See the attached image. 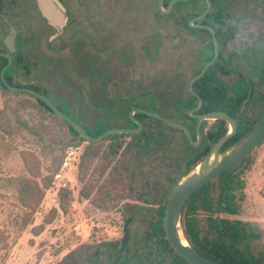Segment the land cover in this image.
Masks as SVG:
<instances>
[{
  "label": "rangeland",
  "instance_id": "rangeland-1",
  "mask_svg": "<svg viewBox=\"0 0 264 264\" xmlns=\"http://www.w3.org/2000/svg\"><path fill=\"white\" fill-rule=\"evenodd\" d=\"M77 1L74 3L81 13L83 0L79 5ZM146 1L89 0V16L98 28L101 19L114 25L133 18L124 10L132 8L137 14L134 22L140 45L145 42L143 36L147 30V15L143 9ZM154 11V55L159 51L154 63V85L144 82L136 88L129 83L126 88V84L119 82L120 78L117 80L122 71L128 70L133 80L146 76L140 47L136 55L139 63L134 66L133 62L127 67L111 62L103 76L91 75L93 83L75 84L72 88L57 85L53 80L50 51L43 52L41 47L43 39L23 46L22 54L26 57L22 60L26 61L28 69L22 65L15 69L19 79L26 74L29 81L38 85L39 91L88 132H94L95 128L106 130L132 125L125 116L129 105L125 100L115 99L120 96L131 99L148 89L160 97L164 94L163 71H166L167 61L163 55L170 49L164 36L167 16L157 12L156 0ZM170 24L173 25L171 21ZM94 67L98 68L97 61ZM158 105L161 110L165 109L161 100ZM140 107L150 109L151 105ZM2 109L5 113H0H4V119L17 115L27 118L32 127L30 131L16 129L6 120L0 124V264H60L70 251L73 258L86 255L100 241H119L124 220L130 215L128 243L132 235L139 237L143 228L138 213L131 215L130 208L140 204L148 212L153 211L157 206V201L153 200L158 198L160 188L166 189L169 185L165 182L166 176H182L180 169L185 165L187 147L175 134L171 139L173 146L168 149L161 146L160 152L150 148L141 153L129 133L108 135L96 142L82 140L60 117L25 92L14 94L0 90ZM254 112L255 109L251 114ZM128 116L131 117L129 113ZM143 126L156 128L149 120ZM178 141L176 148L174 145ZM69 145L79 146L76 159L63 171V178H55L60 156ZM249 154L250 162L241 173L243 187L237 191L242 197L239 212L220 215L250 221L257 226L260 236L252 241L251 248L258 253L264 250V139ZM175 161L179 162L177 167L173 165Z\"/></svg>",
  "mask_w": 264,
  "mask_h": 264
},
{
  "label": "flooded vegetation",
  "instance_id": "flooded-vegetation-1",
  "mask_svg": "<svg viewBox=\"0 0 264 264\" xmlns=\"http://www.w3.org/2000/svg\"><path fill=\"white\" fill-rule=\"evenodd\" d=\"M40 1L48 6L46 10L53 15L52 21L45 16ZM55 1L57 4L52 0H0V55L3 57L7 51L3 40L9 30L8 23L15 28V50L10 53V64L18 57V64L28 69L26 61L22 60L26 57L22 54V48L27 43L41 42L43 39V52L50 51L51 54L54 83L72 88L75 84L93 83V80L90 81L91 75L103 76L108 63L116 62L122 67L129 66V62H133V66L138 64L136 55L140 47L146 63V70H143L146 76L133 80L132 72L128 70L122 71L117 80L120 78L122 81L119 82L126 84V88L129 83L136 88L144 82L154 85V63L159 53L157 51V55H154V0H147L143 5L147 15V30L143 36L145 42L140 45L137 41V25L134 22L137 14L133 13L132 8L124 10L133 18L116 22L114 25L108 24L106 19H101L99 27L96 28L89 16V0L82 1L81 13L74 0ZM80 1H77V5ZM172 6L167 12H163L167 15L164 36L170 45V49H166L163 55L167 61L164 67L166 71H163V97L148 89L136 93L131 99L120 96L115 100H125L127 106L129 105L125 116L127 121L130 120L134 125L128 127L137 126L128 116V113L131 116V110L132 116L141 122L142 128L146 120L156 127L151 129L161 135L157 151L160 152L161 146H167V149L173 146L171 139L174 134L180 137L181 143L184 142L187 147L185 165L180 169L182 175L186 168L193 166L194 160L198 159L199 162L209 151L219 138L214 137L220 126H225V133L231 130L230 124L224 119L201 118L198 133V114L223 110L235 119V131L230 137L236 133H240V136L226 146L229 137L222 144L220 151L241 138L259 115L264 99V0H179L177 18L169 16ZM216 46V58L192 81L203 66L212 60ZM96 61L97 69L94 67ZM5 70L3 78L11 84L5 77ZM7 76L14 83L11 85L32 84L36 88L38 86L29 81L26 74H23V79H19L16 70ZM4 86L6 87L0 76V88ZM105 100L108 101L106 98ZM160 100L165 107L163 110L158 108ZM138 104L151 105V108L146 110H154L171 121L181 123L186 129L135 110L142 108L137 106ZM253 109L255 112L251 114ZM138 113L145 116L140 120L136 116ZM96 129L99 128L94 131ZM174 146L178 148L179 141ZM178 164V161L173 162L174 167ZM178 177L168 174L165 182L174 184Z\"/></svg>",
  "mask_w": 264,
  "mask_h": 264
},
{
  "label": "trees",
  "instance_id": "trees-1",
  "mask_svg": "<svg viewBox=\"0 0 264 264\" xmlns=\"http://www.w3.org/2000/svg\"><path fill=\"white\" fill-rule=\"evenodd\" d=\"M168 2L169 0H163L164 8H167ZM178 3L179 0L175 1L172 6V10L169 14L172 18L178 17ZM157 12L161 13L158 6ZM6 61L7 59L0 55V68ZM17 61L18 57L13 59L4 73L5 77H7V81L11 84L14 83L7 75L20 66ZM25 85L38 90L32 84ZM0 90L10 91L14 94L23 93V91H11L5 86L0 88ZM41 93L45 94L44 92ZM26 94L30 95L28 93ZM35 100L43 106V108L53 113L43 101L38 98H35ZM1 111L5 113L3 109L0 110V112ZM4 113H0L1 125L3 121L6 120L5 122L13 123L16 129L24 128L28 131L31 130L32 124L27 118H21L15 115V118L10 116L4 119ZM6 114L8 116L9 112L6 111ZM136 116L141 120L145 115L143 113H138ZM13 119H15V121ZM154 120L162 123V121L158 119ZM219 121L223 122V120ZM66 124L68 128L77 135V132L68 123ZM132 124L134 125V123ZM103 130L104 129H96L94 132L89 133L95 136ZM225 131V126H220L214 138L220 137ZM129 135L133 137L138 152L141 153H145L148 150L150 151V148L151 150L157 149L161 143V135H159L156 130H152L151 128L147 129L145 126H143L139 133H129ZM239 136L240 133H236L230 137L226 141V146L231 144ZM78 137L84 140L82 137ZM107 137L109 136L103 137L102 139ZM62 156L63 153L60 156V162ZM250 159L251 154L221 171L198 187L187 198L182 210L181 225L187 241L201 253L223 264H264V250L254 253L251 248L252 241L260 236L258 227L253 225L250 221L220 215L221 213L235 214L239 212V199L242 197L241 195H237V191L241 190L243 187L241 173L248 166ZM197 160L198 159L194 160L192 162L193 166L190 165L191 167L189 166L186 168L183 174L194 167L198 163ZM172 185V183L169 184L166 189L164 187L160 188L158 198L153 200L157 201V206L153 211L148 212L146 208L140 204H136L130 208L129 212L131 215L138 213V217L143 222V228L140 230V236L138 237L136 234L132 235L127 245L122 249L120 248V240H104L97 243L94 249L86 255L73 258V252H68L62 258L60 264H192L179 255L165 237L163 216L167 197ZM129 216L130 215L127 217ZM102 247H105V250Z\"/></svg>",
  "mask_w": 264,
  "mask_h": 264
},
{
  "label": "water",
  "instance_id": "water-1",
  "mask_svg": "<svg viewBox=\"0 0 264 264\" xmlns=\"http://www.w3.org/2000/svg\"><path fill=\"white\" fill-rule=\"evenodd\" d=\"M53 3L57 4L55 0H52ZM178 0H169L168 7L163 8V0H157L158 8L162 12H167L172 4ZM40 5L44 10L45 16L52 21L53 15L47 12L46 8L48 7L43 1H40ZM3 18L7 20L6 16L3 15ZM9 30L4 37L3 44L5 45L7 51L4 53L7 58V62L2 66L0 70V76L3 83L9 90L12 91H23L28 93L35 98L40 99L43 103L48 106L52 112L63 119L66 123H68L77 134L82 137L86 141H97L105 136L118 134V133H138L141 128V122L132 116V110L130 111L131 118L137 124L136 127H111L108 128L98 135H91L87 132L82 124L73 119L70 115H68L65 111L61 110L47 95L41 93L40 91L28 87V86H16L8 84L3 78V71L11 62L10 53L15 50L14 45V34L15 28L10 23ZM217 56V46L215 48V55L211 61L203 66V68L192 78V81L198 78L206 68L212 63V61ZM135 110L141 111L146 115L153 116L158 119H162L172 125H176L178 127H184L181 123L171 121L156 111H150L143 108H136ZM201 118H219L224 119L230 124L231 130L227 133L219 137L213 145L210 147L209 151L203 156V158L188 172L183 174L178 180L172 185L170 192L167 197L164 216H163V228L165 232V237L174 248V250L184 257L188 262L192 264H223L217 260L212 259L211 257L201 253L198 249H196L193 245H191L187 239L185 238L181 225V214L184 207V204L187 198L201 185L206 183L212 177L220 173L221 171L227 169L233 164L237 163L244 157H246L264 138V99L262 103L261 110L259 115L253 122L251 128L236 142H234L229 147L220 151L222 144L234 133L236 127L235 119L227 114L223 110H212L203 114L197 115V131L199 133V124ZM187 131V130H186ZM188 136L189 133L187 132ZM190 137V136H189ZM132 219L131 216L127 217L123 223V234L120 239V248L122 249L128 241L129 238V228L128 223Z\"/></svg>",
  "mask_w": 264,
  "mask_h": 264
},
{
  "label": "built area",
  "instance_id": "built-area-1",
  "mask_svg": "<svg viewBox=\"0 0 264 264\" xmlns=\"http://www.w3.org/2000/svg\"><path fill=\"white\" fill-rule=\"evenodd\" d=\"M78 150V145H69L64 149L59 169L54 173L55 178H63V171L74 163Z\"/></svg>",
  "mask_w": 264,
  "mask_h": 264
}]
</instances>
